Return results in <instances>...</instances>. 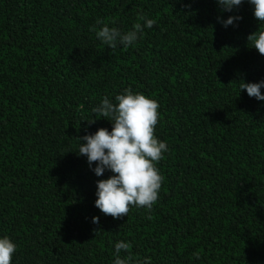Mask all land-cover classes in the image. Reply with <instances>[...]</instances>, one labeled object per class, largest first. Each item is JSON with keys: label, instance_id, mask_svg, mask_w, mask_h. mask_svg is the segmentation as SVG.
<instances>
[{"label": "trees", "instance_id": "trees-1", "mask_svg": "<svg viewBox=\"0 0 264 264\" xmlns=\"http://www.w3.org/2000/svg\"><path fill=\"white\" fill-rule=\"evenodd\" d=\"M141 14L156 23L139 21L132 46L97 39L98 18L127 32ZM229 16L242 19L225 27ZM259 27L249 0L231 12L218 0H0V237L18 245L12 264H113L121 240L151 264H262L264 101L239 87L264 80L248 43ZM128 87L158 100L169 151L153 209L113 218L95 203L113 173L97 176L78 150L112 131L93 109Z\"/></svg>", "mask_w": 264, "mask_h": 264}, {"label": "clouds", "instance_id": "clouds-1", "mask_svg": "<svg viewBox=\"0 0 264 264\" xmlns=\"http://www.w3.org/2000/svg\"><path fill=\"white\" fill-rule=\"evenodd\" d=\"M254 5V16L259 22H264V0H249ZM223 11L231 12L235 6H240L242 0H218ZM220 19L225 27L233 25L240 16H229L227 20ZM152 28L154 19L141 14L138 22L131 30L121 32L117 27H109L108 23L98 18L96 37L111 49L118 46H132L143 33L145 24ZM114 23V22H113ZM248 43L264 55V28L259 27L249 34ZM240 91H247L250 97L264 101V80L259 82H243ZM115 103L104 97L100 105L93 109L99 117L108 118L114 125L111 132L100 128L95 134L80 137L81 143L78 154L87 155L89 166L98 162L93 169L97 176H102L106 169L113 175L97 181L96 206L106 215L121 218L128 214L130 207H143L151 211L158 202L164 177L157 167L164 154L169 151L166 141L155 135L159 121V102L154 97L131 87L125 88L115 96ZM94 122V120H93ZM151 217H149L150 219ZM94 223L99 217L93 218ZM113 264H151V258L140 259L131 253V243L123 240L115 243ZM18 245L7 235L0 237V264H12V259ZM122 253H124L122 255ZM199 258V253H195Z\"/></svg>", "mask_w": 264, "mask_h": 264}, {"label": "rangeland", "instance_id": "rangeland-1", "mask_svg": "<svg viewBox=\"0 0 264 264\" xmlns=\"http://www.w3.org/2000/svg\"><path fill=\"white\" fill-rule=\"evenodd\" d=\"M262 264H264V262Z\"/></svg>", "mask_w": 264, "mask_h": 264}]
</instances>
